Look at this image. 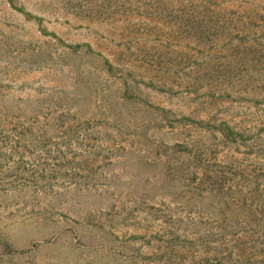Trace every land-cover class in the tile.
<instances>
[{
	"label": "rangeland",
	"instance_id": "374dc122",
	"mask_svg": "<svg viewBox=\"0 0 264 264\" xmlns=\"http://www.w3.org/2000/svg\"><path fill=\"white\" fill-rule=\"evenodd\" d=\"M0 264H264V0H0Z\"/></svg>",
	"mask_w": 264,
	"mask_h": 264
}]
</instances>
